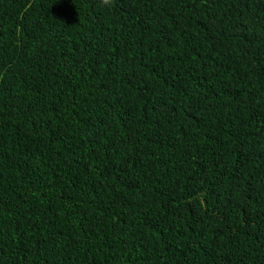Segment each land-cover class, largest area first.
<instances>
[{
    "label": "trees",
    "instance_id": "obj_1",
    "mask_svg": "<svg viewBox=\"0 0 264 264\" xmlns=\"http://www.w3.org/2000/svg\"><path fill=\"white\" fill-rule=\"evenodd\" d=\"M0 264H264V0H0Z\"/></svg>",
    "mask_w": 264,
    "mask_h": 264
},
{
    "label": "clouds",
    "instance_id": "obj_2",
    "mask_svg": "<svg viewBox=\"0 0 264 264\" xmlns=\"http://www.w3.org/2000/svg\"><path fill=\"white\" fill-rule=\"evenodd\" d=\"M102 6H110L113 3V0H100Z\"/></svg>",
    "mask_w": 264,
    "mask_h": 264
}]
</instances>
